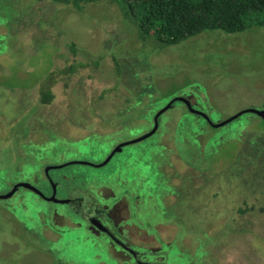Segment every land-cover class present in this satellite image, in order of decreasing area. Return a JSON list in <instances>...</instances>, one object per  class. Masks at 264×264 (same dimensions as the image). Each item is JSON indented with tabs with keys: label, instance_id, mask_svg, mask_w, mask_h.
Instances as JSON below:
<instances>
[{
	"label": "rangeland",
	"instance_id": "obj_1",
	"mask_svg": "<svg viewBox=\"0 0 264 264\" xmlns=\"http://www.w3.org/2000/svg\"><path fill=\"white\" fill-rule=\"evenodd\" d=\"M111 3L85 1L84 9L77 12L54 0H0V181L39 180L40 171L46 176L44 163L62 162L54 159L76 151V158L103 161L118 139L150 131L153 116L175 95L189 93L196 99L193 105L200 104L211 118L258 108L264 102V24L234 32L207 28L173 43L143 33L140 41L129 20L115 19ZM84 90L90 91L84 110L92 120L86 121L84 113L75 116L84 126L96 125L97 131L74 137V124L63 121L62 131L54 108L71 106V100L81 102L85 97L77 95ZM160 115L165 122L158 123L153 133L125 145L104 165L83 166L93 168L91 177L97 182L111 170L113 195L128 202L126 221L145 222L158 239L162 264H264L256 231L257 226L264 233V203L236 198L249 190L264 199V129L262 143L255 142L257 133L249 136V142L247 121L217 130V135L231 134L218 149L223 161L227 156L231 159L225 165L226 160L218 159L219 169L212 170L207 161L217 137H196L207 123L195 119L178 99ZM74 140L76 144L70 145ZM163 148L173 149L189 169L179 175L184 164L176 165L172 159L171 170L165 171L169 166L162 164L167 163ZM162 167L169 175L165 188L155 180ZM49 170L68 173L74 166ZM165 196L170 198L160 202ZM135 197L147 200L144 220L132 205ZM14 205L0 206V264L123 262L111 258L104 249L108 239L103 237L76 245L87 237L66 227L73 224L68 214L62 217L71 223L62 226L61 239L46 242L35 211L29 210L24 218ZM240 223L248 227L233 230ZM162 229L170 236L168 241L158 234ZM44 246L51 253L39 250ZM149 246L145 242L143 251L149 253Z\"/></svg>",
	"mask_w": 264,
	"mask_h": 264
},
{
	"label": "flooded vegetation",
	"instance_id": "obj_2",
	"mask_svg": "<svg viewBox=\"0 0 264 264\" xmlns=\"http://www.w3.org/2000/svg\"><path fill=\"white\" fill-rule=\"evenodd\" d=\"M61 4L65 5L64 3ZM84 4L85 2L80 3L79 9L71 8L67 5L65 6L77 12H81V10L84 9ZM111 4L114 9V14H116V16L113 15L115 19H125V17H123L117 9L115 3L112 2ZM130 23L132 24L131 21ZM132 27L134 29V34L136 38L140 41H143L142 35H139L137 33V30L133 24ZM107 40L108 39H106V42ZM107 43L113 42L108 40ZM127 43L130 44V41H127ZM87 92L90 91L84 90L77 95L78 98H80V96H82V98L85 97L81 102L78 99L75 100V103L73 100H71V106H66L65 108L58 106V108H54V111H57L56 113H54L55 117H57L62 131L63 121L66 120L74 124V127H72V129L77 131V134H75L74 137L79 136L81 134L90 133L91 131H97L96 125H93L92 123L88 122L84 126V123L75 116L76 114L84 113L83 118H85L86 121L92 120V118L88 116L84 110L87 103ZM46 99H48V95L47 98H45L44 100ZM177 99L184 102L186 111L190 112L195 119H200L201 121L207 123L209 128L204 126L205 131L196 133V137L198 136L199 138L200 136L205 135L206 137H208V135L210 134L213 136L215 135L217 137V139L214 141L217 147L215 146L214 148H212L211 146H209L213 149L212 151L214 152V154L212 153L209 155V160L207 161L208 169H219L217 166L218 159L221 163L226 160L224 165L228 163L231 159L229 158V156H227V158H225L223 161V157L219 156L221 151L219 152L218 149L221 148V145L223 146L224 140H227L226 138L231 137L229 131L220 132L217 135V130L224 127L225 125L230 123H244L247 121V123L250 124V131L246 135L247 139L249 140V142H251V138L249 136L253 133H257L259 134V137L256 139L255 142H261L260 136L262 130L264 129V102L261 103V106L258 108H243L239 110L241 111L240 113H233L234 117L230 119H228V117H231L233 114L225 117L211 118L210 114L200 108V104L197 106L193 105L196 99L192 100L189 96V93L175 95L172 99L168 101L165 107H161V109L156 112V114L153 116V125L155 124L154 130L157 129L158 123L165 122V120H163L161 117L162 113L160 117L159 113L166 109L173 100ZM58 111H61V113H59ZM74 118H76V120H74ZM98 121L100 122V118H98ZM112 125H114V127L116 128L115 125H119V123L115 120V123H112ZM198 126H201V124H198ZM72 129H68V131L70 133H73ZM154 130L151 133H153ZM210 131L215 132L212 134ZM143 134L144 133H140L138 135L118 139L115 143H113L112 147L114 145L115 147L112 150H109L108 154L106 155V158L103 161H99L98 163L90 162L84 158H76V151L74 152V155L63 157L64 159H54L61 160L62 162L58 161L54 162V164L53 162L44 163L48 164L46 165L45 169L46 176H44L40 171L39 180L35 177H33L32 179H28L27 177H16L10 182L7 180L0 181V187H5L4 190L0 191V195L5 194L6 192L14 188L11 193L5 196H0V206L9 208L14 205L12 204V202L14 201V203L18 205H14L15 208H18L17 210H19L20 214H22L24 218L25 216H28L27 212L29 210L33 212L35 211V221L40 225L42 229L41 236L44 237L46 242H58L61 239L60 237L63 229L62 226L69 225L67 224V222L71 223L70 220L72 219L73 224L71 226L66 227L72 230H79L82 235L87 237L85 240L77 241L76 245L80 246L85 243H88L89 239L94 240L96 238L103 237L105 239H108V244L106 247H104V249L109 252L113 260L118 262V260L124 259L121 264H162L159 261V258H162L163 256L161 254V249L158 244V239L155 238L154 233L149 232L147 230L145 222L139 219L136 224L126 221L125 209L128 210V202L126 205L125 198H119L118 195H113L114 186L112 185L113 182L111 180V170H106L104 172L105 174L102 175V179L100 180V182H97L95 176L91 177L93 168L83 166V164L93 166L104 165L112 157L113 154H115L116 152L120 153V151L124 148L125 145L138 141L147 136L146 135L137 140V138ZM240 134H242V131L240 132ZM238 142L239 139H237V144ZM232 143H236V140L234 138L232 140ZM73 144H76V140L71 141L70 145ZM95 144H97V142ZM91 146H93V144ZM164 150L167 158V163L162 162V164L163 166L168 165L169 167H167V170H165V167H162V170L157 173L155 180L157 183H160V185L165 188L169 175H167L164 170L167 172L171 170V166H173L174 164L172 163V159H174L173 161L176 163V165L178 164V161H181L184 164V168H180L182 171H178L179 175L184 174L189 169V166L186 161L177 156L173 149L167 148ZM79 164H81L80 168L77 169V166ZM63 165H69L71 167L74 166V170H70L68 173L62 172L59 174H55L49 170V168L51 167H60ZM103 167H99V169ZM240 175L243 174L240 173ZM118 179L123 178L119 177ZM212 183L215 184L217 182L213 181ZM214 187L215 186L213 185L212 188ZM252 196L255 197L254 192L252 193L249 190H246L239 192V195L236 196V198L246 197L249 198V203H264V199H258L257 197H255L257 199H252ZM148 198L149 200H151V195H148ZM169 198L170 196H165L163 198L160 197V199H158L160 200V202H163L164 200L166 201V199ZM114 201H116L115 204H113ZM131 201L132 205L134 206V209L137 208V211L140 213L139 216L143 218L142 215L145 213V202L147 201L146 198L135 197ZM224 202H227V200H223V203ZM233 202L234 204H238V200L236 199H234ZM57 204H60L62 206L58 210L55 206ZM49 206L52 207V210H48ZM67 214L70 216V220L68 218L62 217L63 215ZM155 219H157L156 216ZM247 227V223H240V226H235L233 230L239 231L241 229H246ZM256 231L259 234L260 239L259 249L263 250L262 253H264V233H261L262 230L258 231L257 226ZM54 234L56 236H54ZM158 234L160 235L161 239L166 241L169 240L170 236L164 232V229H162L161 232H158ZM145 242L149 243L150 245L147 249L149 253L143 251L142 247L143 245H145ZM39 250H47L51 253L49 248L45 246ZM113 253L121 254H118V256L114 257ZM95 254H97V252L93 250L92 255L94 257ZM256 261H258L259 263L260 259L256 257Z\"/></svg>",
	"mask_w": 264,
	"mask_h": 264
},
{
	"label": "trees",
	"instance_id": "obj_3",
	"mask_svg": "<svg viewBox=\"0 0 264 264\" xmlns=\"http://www.w3.org/2000/svg\"><path fill=\"white\" fill-rule=\"evenodd\" d=\"M79 9L89 0H54ZM139 35L178 42L203 29L234 32L264 24V0H110ZM51 264H68L54 261Z\"/></svg>",
	"mask_w": 264,
	"mask_h": 264
},
{
	"label": "water",
	"instance_id": "obj_4",
	"mask_svg": "<svg viewBox=\"0 0 264 264\" xmlns=\"http://www.w3.org/2000/svg\"><path fill=\"white\" fill-rule=\"evenodd\" d=\"M240 112H241V111H237V112L234 113V114H238V113H240ZM234 114H233L231 117H228V119L234 117ZM154 128H155V124L153 125V127H152V129H151L150 131H148L147 133H144L143 135H140V136L137 138V140L140 139V138H142V137H144V136H146V135H148V134H150V133L154 130ZM14 187H15V185H14ZM13 189H14V188H12L10 191H8V192H6L5 194H2V195H0V196H5V195L11 193V192L13 191Z\"/></svg>",
	"mask_w": 264,
	"mask_h": 264
}]
</instances>
